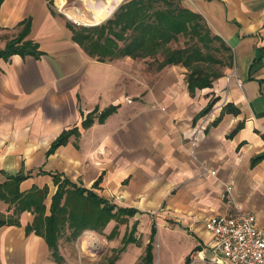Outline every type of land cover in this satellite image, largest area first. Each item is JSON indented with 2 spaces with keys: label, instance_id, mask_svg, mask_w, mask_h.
Segmentation results:
<instances>
[{
  "label": "crops",
  "instance_id": "obj_1",
  "mask_svg": "<svg viewBox=\"0 0 264 264\" xmlns=\"http://www.w3.org/2000/svg\"><path fill=\"white\" fill-rule=\"evenodd\" d=\"M125 1L54 0L60 13L54 14L48 0H3L0 50L30 19L25 40L37 43L42 54L0 58V183L19 171L30 174L20 188L48 186L47 214L56 173L138 209L134 217L142 225H168L149 215L166 206L197 235L190 252L197 251L198 263L215 264L203 229L207 217L251 211L264 227V157L252 164L264 153V0H181L232 51L230 65L213 82L219 101L203 115L208 89L192 94L185 66L168 65L156 82H145L131 56L103 62L88 55L61 15L105 21ZM107 5L108 14L98 15ZM112 105L117 108L104 121L96 117L83 127L88 113ZM73 127L79 135L48 154L53 141ZM13 211L0 200V212ZM34 218L25 210L20 224L0 227V264H53L45 238L27 232Z\"/></svg>",
  "mask_w": 264,
  "mask_h": 264
},
{
  "label": "trees",
  "instance_id": "obj_2",
  "mask_svg": "<svg viewBox=\"0 0 264 264\" xmlns=\"http://www.w3.org/2000/svg\"><path fill=\"white\" fill-rule=\"evenodd\" d=\"M164 1L168 5H161ZM168 1V2H167ZM178 3H170L169 0H126L115 11L113 16L104 22L89 27H78L74 22H68L73 31V39L82 49L94 59L99 61H112L117 58L131 56L133 58H145L162 55L158 61L159 70L168 65L180 64L188 69V88L193 94L197 89L212 87L215 79L222 76V72L213 68L211 63H220L221 59L215 57L210 51L212 40L217 39L221 48L229 52L230 65L232 60L231 48L218 35L214 34L203 17L186 7L178 0ZM3 0H0V7ZM54 14H58L54 6V0H48ZM31 27V20L24 22L21 33L10 40L5 49L0 50V58L19 53L31 54L40 57L42 51L38 44L32 40H25ZM187 35L196 39L195 45L185 48H171L169 43L178 40L179 35ZM213 68V69H212ZM215 102L210 101L200 115L208 113ZM112 105L97 114L98 108L88 113L82 122L83 127L91 126L97 119L102 122L116 110ZM227 106L224 107V110ZM219 118L215 121L217 122ZM72 134L79 135L77 127L64 130L51 144L48 154L54 152L60 145L66 144ZM264 157L259 154L252 159V164L257 163ZM30 174L19 171L17 175H10L8 179L0 183V200L14 207L12 214L6 215L0 212V227L3 225L20 224L19 216L29 210L34 213L32 224L26 227L27 232L34 231L45 238L55 260L63 259L59 248V239L64 229L68 226L73 228L74 235L84 229L98 230L105 227L113 220L124 221L123 216H134L138 209L134 207L120 206L110 202L99 195L95 190L83 187L61 174H54V182L57 190L52 196L50 213L47 214L45 199L48 195V186L33 187L28 191H22L21 182ZM99 179L94 183L97 187ZM156 224L152 225V233L146 245V252L142 258L143 264H154L153 241L157 230ZM137 222L131 231L124 235V245L138 243L135 233ZM118 233L116 225L109 238ZM196 248H199L197 246ZM188 261V257H187Z\"/></svg>",
  "mask_w": 264,
  "mask_h": 264
},
{
  "label": "rangeland",
  "instance_id": "obj_3",
  "mask_svg": "<svg viewBox=\"0 0 264 264\" xmlns=\"http://www.w3.org/2000/svg\"><path fill=\"white\" fill-rule=\"evenodd\" d=\"M169 1L172 6H174L173 3L179 2L178 0ZM160 4L168 5V3L166 4L164 1H162ZM56 11L58 12V10ZM113 14H111V16H113ZM61 15L66 21H72L68 16L64 14ZM102 22H104V20L101 21V23ZM77 26L89 27L83 25ZM196 43V39L180 34L178 40H174L169 43V47L185 48L189 45H195ZM210 44L212 45L210 52L215 57L221 59L220 63L211 64H213L214 69L224 73L229 62V52L221 48V44L217 39L212 40ZM157 57L159 58L157 60L154 57L134 58L138 61L137 64H140L139 66L142 67L143 78L145 82H156L159 78H161L163 72H165L168 68L167 66L159 70L157 63L162 59L163 56L158 55ZM204 89H208L206 90V95L209 97V102L213 101L215 102V105L219 101V98L215 96L216 92L214 90V83L212 87H207ZM213 108L211 110H213ZM224 194L226 196L224 197V200L229 202L230 196L228 192H225ZM112 200V202L115 203V200ZM165 208L166 206H162L158 211L155 210L149 213V215L151 214V218H154L158 222H161V219L169 222L168 225H165L164 223L155 225L157 233L152 243L154 264H199L198 262L200 259L196 254L197 251L194 250L190 252L193 242L197 239V235L190 232L191 230H188L187 226L182 221H175V219L170 216ZM157 217H159V219H157ZM167 217H170L171 219H168ZM122 219L125 220L121 222L120 220L113 219L105 227H100L98 230L87 228L78 232L76 235H74L73 228L67 226L59 239V247L61 246L60 253L63 256V259L57 261L54 258L53 264H143L142 258L146 252V245L150 238V234L152 233V227L146 222L142 225L141 220H136L134 216H123ZM136 222L137 231L135 235L138 238L139 244L130 243L125 246L122 239L124 235H127L131 231L134 223ZM116 225L118 226V233L113 238H109V234ZM203 229L204 231L206 230L205 224H203ZM87 231L94 232L100 240V245L96 246V248L92 247L93 250L91 251H85L82 248V244L87 237ZM189 252V259L187 261V255ZM207 255L210 257L209 252ZM207 262L208 264L211 263L210 260H207Z\"/></svg>",
  "mask_w": 264,
  "mask_h": 264
},
{
  "label": "built area",
  "instance_id": "obj_4",
  "mask_svg": "<svg viewBox=\"0 0 264 264\" xmlns=\"http://www.w3.org/2000/svg\"><path fill=\"white\" fill-rule=\"evenodd\" d=\"M77 25L91 26L101 21L81 20L67 14ZM214 173V171H213ZM231 186L227 188L228 191ZM205 229L211 238L215 264H264V227L251 211L237 214L220 213L205 219Z\"/></svg>",
  "mask_w": 264,
  "mask_h": 264
},
{
  "label": "bare ground",
  "instance_id": "obj_5",
  "mask_svg": "<svg viewBox=\"0 0 264 264\" xmlns=\"http://www.w3.org/2000/svg\"><path fill=\"white\" fill-rule=\"evenodd\" d=\"M103 1V0H102ZM115 1V0H114ZM96 3V2H95ZM115 3V2H114ZM94 4V3H93ZM102 4V3H101ZM110 4V3H109ZM118 4V3H117ZM110 5H107V6H102V8L101 9H99V10H96V12H97V14L98 15H102V14H104V15H107L108 14V12L110 11L109 9H110V7H109ZM113 7V6H112ZM86 235H87V237H86V240L84 241V243L82 244V248H83V250H85V251H91V250H93L92 249V247L93 248H96V246H99L100 245V240H99V238L97 237V235L94 233V232H91V231H87L86 232ZM91 248V249H90ZM93 252V251H92ZM95 252V251H94Z\"/></svg>",
  "mask_w": 264,
  "mask_h": 264
}]
</instances>
